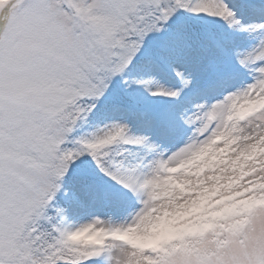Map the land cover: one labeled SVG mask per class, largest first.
I'll return each instance as SVG.
<instances>
[{
  "label": "snow or ice",
  "instance_id": "1",
  "mask_svg": "<svg viewBox=\"0 0 264 264\" xmlns=\"http://www.w3.org/2000/svg\"><path fill=\"white\" fill-rule=\"evenodd\" d=\"M0 264H264V0H0Z\"/></svg>",
  "mask_w": 264,
  "mask_h": 264
}]
</instances>
